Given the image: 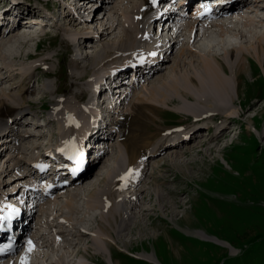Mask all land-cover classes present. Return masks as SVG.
<instances>
[{
	"label": "rangeland",
	"instance_id": "374dc122",
	"mask_svg": "<svg viewBox=\"0 0 264 264\" xmlns=\"http://www.w3.org/2000/svg\"><path fill=\"white\" fill-rule=\"evenodd\" d=\"M105 1L108 5L105 6L103 4L99 6L97 10H94L92 4H100V2L99 0H89L88 3L91 2V5L87 3V11L84 14L83 12L81 13L80 19L82 18V21H75V24L80 22H82V24L80 23L75 27L58 28L57 26L61 24L60 19L57 25L55 20L54 22H48L49 28L47 30L51 35L43 39L36 47L33 43L30 44L29 49H27L28 52L25 49V54L23 53L22 55L23 58L20 56L23 60L11 61L13 66L19 70L21 69L23 72H29L32 65L36 64L39 66L38 72L34 73L35 77L33 76L32 85L35 89L34 96L31 95L27 97L28 104H32L30 108L32 115H27L26 119L23 120L25 123H28V125L24 124V126H26L22 127L24 129H22L20 133L26 131L35 133V135L42 134L43 136L42 138L31 139L28 144L25 143V154H22V158L25 162H29L32 157L39 156L41 153L45 152L48 147L54 146L58 141L57 121L55 122L50 116V111L52 110L55 100L60 98L66 99L72 97L73 94L79 95L83 93L81 102L85 104L89 101V88L87 86L83 88L82 85L91 78L93 58L98 64L104 63L105 60L102 57L103 48L108 45L115 47L112 46V44L120 41L124 36V27L122 26L124 20L122 13H128L132 11L134 7L142 4V0H125L126 2L129 1L128 3L122 2L123 0ZM4 3H6L5 0ZM25 3L28 5L30 4L29 0H26ZM31 4H33L31 12L36 13V10H40L43 15L46 13L43 10L44 8L41 9V6L44 4L45 6L47 5L45 9L50 11L49 13L55 17H61L66 12L63 8V4L57 3L56 0H51V3H45V0H31ZM23 6L25 7V5ZM75 13L77 15L79 13L76 7ZM33 14L28 13L29 17L33 16ZM255 14L261 15L262 19ZM22 15L24 14L22 13ZM253 15L258 17V22L256 26L252 27V30L249 26H246L245 32L249 35V39L245 40L237 36H232L234 33L228 34L226 38H224V35L222 37L219 35L221 37H219L220 39L216 38L215 35H212V38L216 42L225 41L229 43V45L226 44V46H223L225 49L241 45L245 48L252 49V47L255 46L254 42L256 37L264 34V8L261 10L256 8ZM12 16H14V14H12ZM63 20L64 18H62V23ZM72 23H74L73 20ZM51 25L54 26L51 27ZM111 26L112 28L110 29ZM105 28H107L109 32L105 38H101L102 40L99 42L91 40L92 43H85L80 49H77L74 46L75 44H71L68 41V38L74 40L82 30H84V32L86 31V33L90 35V38L91 36H100V32ZM145 28L151 37L155 38L160 36V40L163 42L168 36L170 37L171 35L169 34L172 33L171 31L168 33V28L166 26L162 27L161 34V28L157 25ZM253 28L256 31L252 32ZM186 36L185 34L184 37ZM247 41H250V43ZM188 44L189 39H183V41L173 48L172 52L165 54L163 58L168 60L164 61V67H162L159 72L153 74L147 81L143 82L142 80H137L134 76V80L135 78L136 80L133 81V84L137 81V86H126V88L122 89L126 90L130 88V90L133 91L131 96L127 97L126 101L123 102L121 106L117 105L119 108H116V104L115 106L113 105L114 108L111 111H127L129 105L131 103L133 104V101L141 94V91L149 93L148 88L156 85L159 87L165 80L167 83L170 81L175 83L176 79H178V85L181 83L182 86L183 84L180 91H186L184 90L186 87V83H184L186 82V75L191 77L195 73L200 72L199 70H202L199 66V57L195 53H187L183 55L181 59L179 58L182 52L181 50H183V47H187ZM117 45L118 47L120 46L119 43ZM138 45L144 48L147 46V40L139 42ZM198 46L197 44L192 45V48H199ZM199 50L195 51L199 52ZM77 51H79L78 54L80 55L75 57ZM111 51L113 50L111 49ZM30 52L31 56L27 57L26 54ZM86 55H88L89 58L83 62L81 61L79 64L80 68L87 69L85 72V79L79 81L76 76L77 70L72 67L71 62L73 63L74 60ZM212 55H223L222 59L228 67L234 64V61L231 60L229 55L224 54L219 48H217ZM116 57H118V55H116ZM33 58L34 60L29 61V59ZM249 60L250 64L247 62L245 71L242 72L240 78L238 95L235 96V93H232L234 97L233 105L239 110L241 116L240 118L237 116L232 117L233 124L229 126L232 127L231 134L228 136V133H226L227 137H223L224 139L221 138V140H219V138L218 141L214 140L213 135L215 134V128L213 126H219L221 123H227L226 125H228L226 118H224L227 112L224 107L218 102L211 104L210 109L206 107L204 109H201L203 107L195 108L197 105L199 106V104H194L190 107L198 109V112L192 110L191 114H187L185 112L186 109H183L185 104H182L181 99L175 98L174 94L166 93V90L161 89L162 93H166L171 99L170 102L167 101V106L166 104L162 106V119L160 121L162 126L169 128L184 127V129H188L190 126L195 127L194 119L200 118L202 115L201 112L203 111L206 112L205 114H213L202 120V122H205L204 124L206 127L209 125L213 127L208 131L209 135L204 133L205 131L200 134L198 133L203 136H198L195 139L196 141L194 140L182 148L171 145L170 150H173L167 151L166 154L162 156L159 155V157H154L155 161L159 160L158 164L153 165L155 161L149 163V170L151 171H148V175L151 176L149 178L147 177V181L142 185V187L145 186L144 189H146V193L141 196L144 198L143 200L140 197L142 200L141 206H139L136 211L134 210V216H138L137 224L132 230V234L125 235L123 233L124 237L121 236L120 238L115 236L116 242L112 244L111 253L109 250H105L104 255L100 256L98 255L99 252H95L91 248H87L88 252H86L84 247L89 242L91 243V238L87 236L80 238L76 246H66L62 242L60 244L62 248L60 247L59 249H63V252L67 255H75L77 251H80L84 256L85 254L88 255L87 257L90 259L88 262L89 264H264V67L263 64L259 63L256 58L252 56L249 57ZM2 64L3 63L0 61V66ZM3 74L4 72L0 73V75ZM183 77H185V80H183ZM125 78L127 79L128 77ZM15 80L18 81V85L14 83L15 81L6 82L0 85V91L8 94L12 84H14L15 88L10 93H19L20 88H24L25 86L19 82V78ZM16 88H19V90ZM55 90H57V92L51 95L50 92ZM210 92L212 91L210 90ZM190 101H192V99ZM116 102L117 100L115 97L113 98V103ZM192 102H195V100ZM188 105L190 104L188 103ZM229 106H232V104L229 103ZM104 107L105 106H102V111H104ZM180 109L182 111L184 110L185 113ZM222 109L225 110V113L222 112ZM194 113L198 114V116H195ZM105 115H107V119L111 121L117 119L116 116H118L112 112H106ZM211 117L215 118V120ZM192 118L193 122L191 120ZM32 119H34V121ZM48 120H53V122L46 126L45 124ZM37 125L41 126L35 129ZM206 127H203L202 123L199 128L205 129ZM113 134L116 135V133L113 132L109 135L108 139L111 138ZM8 136L9 135L6 134L5 138H9ZM116 136H113V138L107 141L105 148H102V150H105V153L100 156L98 161L94 158L95 151L92 148V151L89 152L88 162L91 165L89 168L93 170L86 173V176L82 179L93 177L92 184L96 183L95 188L103 186L104 179L101 181L102 178L107 176L108 170L112 169L113 164L120 157L119 149L115 147L118 144V136ZM222 139L226 142L229 139L228 143L233 139L234 142H231L223 148L222 144L224 143L220 142ZM99 141L101 142V138H99ZM36 146L40 149L33 150ZM210 148L213 149L212 152H207ZM3 149L4 148H0V152ZM175 151L178 154L180 153V158H177V160L187 165L191 164L188 173L183 169H175L172 165L170 159ZM10 155L11 154H7V152L5 153L3 151L0 157V183H6L4 185L5 187H2L1 184L0 188H2L4 192H10L13 188L20 187V182H28L37 185L33 182L34 179L30 177V167L26 163L23 164L24 166L21 164L18 171H14L8 176L1 173L8 165L7 159ZM151 165L153 166L151 167ZM99 173L100 176L98 175ZM19 174L23 175L21 177L22 179L13 180L16 179L15 177ZM36 187L40 188L41 185H37ZM155 187H157L159 194H163L162 196L164 197L163 204L160 202L157 207L158 199L153 194V188ZM74 188L76 187H67L63 193H57L59 196L55 197L56 199L54 200L57 204H51L50 207L45 206L39 212L37 209L36 212L43 218L46 213L49 215L48 217H53L54 215L57 218H59L60 215L72 216L76 220L74 223L78 225V227H81L82 224H77V220H81L84 217V219L89 220L88 231L90 229L96 230L97 220H95L93 216L98 215V209L92 208L90 202L87 208L84 201L86 193L85 195L82 194L75 198L79 206L77 203H74V205L78 206L76 207V211L79 213L71 212L67 209L65 210V197L68 196L69 192H75ZM92 188L91 186L84 192L89 191L90 193V189ZM164 205H166L165 208L160 207ZM141 208H150V210L145 215H140ZM101 219L100 217V221ZM53 220L58 224L57 226L55 225V227H57L55 230H57L61 225V220L57 219V221L54 218ZM33 226L30 225L29 227L30 237L33 236ZM84 226L86 225L84 224ZM21 227H23L22 232H24L25 227L28 226L24 223ZM42 227H44V223L41 224L40 228ZM197 233H201L204 237L206 236L207 238L205 239L207 240H201ZM26 236H28V234H23L22 238ZM212 239H214V241ZM123 241L127 243L129 250L122 244ZM24 243V241L19 242V249H23ZM69 248L71 250H69ZM45 251L46 250H44V252ZM57 251H46V255L41 251L45 256L44 259H46L44 262L40 260L37 254L31 255L28 259L30 261L27 260V262L28 264L31 262L33 264H40L39 261H41V264H48V262L49 264H55L53 262L54 259L58 258L60 260L61 257L60 251ZM20 252L21 250L19 253ZM142 256L151 257L153 259L152 261H155V263L142 259ZM2 261V264L6 263L5 259ZM14 264L19 263L14 261Z\"/></svg>",
	"mask_w": 264,
	"mask_h": 264
},
{
	"label": "bare ground",
	"instance_id": "6f19581e",
	"mask_svg": "<svg viewBox=\"0 0 264 264\" xmlns=\"http://www.w3.org/2000/svg\"><path fill=\"white\" fill-rule=\"evenodd\" d=\"M19 1L22 2V4H18L15 6V8L18 10V14L14 15L15 17L14 20H16L15 25H13V27H10L9 29L4 26L0 27V59H2L0 61L3 63L0 66V73L4 72L3 75H0V85L12 81L13 82L15 81L14 83L17 84L18 81L15 79L19 78L20 80L19 82H21L22 85L24 84L25 86L24 88H20V90L19 88H16L19 90V93L17 94L10 93L15 88L14 84H12L11 90L8 94L0 91V143H1L0 148H4L0 152V157L3 154V151L5 153L7 152V154L8 153L11 154L7 159L8 165L6 167L4 165L5 168L1 171V173L5 174L6 176H8L14 171H18L19 166L25 163L29 167L30 164H32V168L36 167V170L40 172L39 171L40 162H43V159L46 156L45 153L43 155L41 154V156L32 158L30 159L29 162L27 161L28 163L25 162L24 159L22 158V154H25L24 153L25 143L28 144L30 143L31 139L42 138L43 136L39 134L35 135V133L26 132V131L20 133V131L24 129L22 127L26 126V125L24 126V124L28 125V123H25V121L23 120L26 119L27 115L28 116L32 115V112L30 110L32 104H28L27 97L35 93L34 91L35 89L33 88L32 82L34 79L33 78L34 73H36L39 70V68L34 67L30 72L28 71L23 72L21 71V69L19 70L13 68L11 61L23 60L22 55L25 52V49L27 51V49H29L30 47V44L33 43L32 38H30L24 33H20L21 30L20 27L23 26L22 24L24 23V22L21 23L19 20L20 14L22 13V11L20 10L23 8L22 6L25 5L24 11L28 12L29 14L34 13L33 16L27 18H42L43 14H39L41 13L40 10L39 11L36 10V13L31 12L33 5L31 4V0H29L30 3L29 5L25 3L26 0H19ZM46 1L47 0H45V3L49 2V0L47 2ZM88 1L89 0L77 1L76 10L79 11L78 15L74 17L73 14L68 12V14L63 17L64 18L63 23L61 22V24L58 25L57 27L68 28V27H75L80 23L82 24V22L75 24V21L77 22L82 21V18L80 19L81 13L83 12L84 14L88 9L87 5L88 4L91 5V2L88 3ZM156 1L157 0H142V5L140 4L134 7L133 10L128 13L126 12L122 13L124 20L122 23V26L124 27L123 28L124 36L120 39V41H117L112 44V46L115 47H111L110 45H108L107 47L103 48L104 50L102 57L105 61L102 58L100 59H102L104 63L98 64L94 61L93 58V63L91 65V73H92L91 78H89L87 82L85 83L83 82L84 84L82 85V87L84 88L85 86H87L89 89H91L97 76L110 75L112 70L122 69L123 66L125 65V60L127 58L128 59L137 58L138 55L136 56V54H138L142 50V48L140 46H137L139 48H136L135 44L137 45L139 42L143 41V39H146L149 42V45H147L143 49V51L150 53L149 54L150 56H148L147 63L152 64L153 61L157 62L156 58L159 54L162 53L165 54L166 52H168L169 54L170 52H172L173 48L178 43L183 41V39L188 38L189 44L187 47L185 48L183 47V50H181L182 52L179 58L181 59V57L183 55H186L187 53L190 54L195 53L199 57L198 59L200 60L199 66L201 67L202 70H199L200 72L195 73L191 77L190 76L188 77L186 75V82H184L186 83V87L185 88L183 87L184 90L186 91H180V88L183 86V84L182 86L181 83L180 85H178L179 83L178 79H176L177 84L176 81L175 83H172L171 81L167 83V81L165 80L163 83H161L159 87L158 85L151 88L147 87L149 93L147 92L145 93V91H141V94L133 101V104L131 103L129 105L128 110L126 108L127 111H125L124 109H123L124 111H121L120 113L119 111H115L118 116L117 119L114 120V122H112V129L109 135L114 132L118 136L119 142L115 147L119 149L118 151L120 157L118 160L115 161V163L112 166V169L108 170L107 176H104L105 178L104 177L102 178L101 181H103V179L104 181H103V186L100 187L101 189L95 188L96 183L92 184V180L94 179L93 177H88L83 181L79 179L73 180L70 183H65L61 174L58 175L57 178H55L56 182L53 187L54 189L61 187H66V188L76 187L74 188L75 192H69L68 196L65 197V205H64L65 210L67 209L68 211L70 210L71 212L79 213L78 211H76V207H78L79 204L77 203L76 201L77 199L75 198H77L79 195L82 194L85 195L86 193V197L84 196V201L86 203L87 208L91 204L92 208L98 209L96 210L98 212L99 217L98 215L93 216L94 219L97 220V228H95L96 230L90 229L89 230L90 232L88 231L89 220L84 219V217L81 220L79 219L80 221L77 220V224L78 223L82 224L81 227H78V225L74 223V221L76 220L72 216L68 217L69 215L68 216L60 215L59 220H61L60 222L61 225L57 230L54 231L55 238L52 241L50 242L42 241V239H44L46 235V233L43 232L38 237L35 238V241H38V243L36 242L37 244H35V241L33 243L31 240H28L25 245V247L27 248L36 247L38 248V251L34 252L33 254H28L26 253L27 248H24L20 253L16 254L15 256L13 254L8 256L9 258L6 259L5 264H14V261H16V263L19 264H28L27 260L29 259V257L35 254H37L38 257H40V260L44 262V260L46 261V259H44L45 252L46 251L51 252L52 250L53 251L58 250L57 252L60 251L59 253H61L60 260L58 258L54 259L53 262L55 264H89L88 262L90 259L89 257H87L88 255L85 254L84 256L82 253H80V251L79 252L77 251L75 255L73 254L67 255L63 252V249H59L60 247L62 248V246H60L62 241L65 242V245L69 244V246H74V245L76 246L77 242L80 241V238L87 236L91 238V243L89 242L84 247V250L88 252L87 248H91L95 252L96 251L99 252L98 255L102 256L104 255L105 250L106 251L109 250L111 253L113 246L112 244H115L114 242H116L115 236L120 238L121 236H123V233L125 235H129L132 232V230L135 228L137 224V219H138V216H134V210L136 211L138 207L141 206L140 204L144 199L141 196L144 195V193H146V189H144L145 186L142 187V185L151 176L148 175V171H151L149 170L150 169L149 163L155 161L154 157L157 156L159 157V155H164L165 152L170 149L171 145H175L176 147L182 148L183 146L189 144V141L191 139L193 142L197 138V135H195V133H200L201 130V128H199L200 125H198L196 128H194V126L193 127L190 126L188 129H184L183 127L182 129L179 130V128L164 127L160 124V121L162 119L161 117L162 108H163L162 106H165L167 101L170 102L171 100L166 93H172L174 94L175 98L181 99L182 104H185L183 106V109H186L185 112L187 114H191L192 110L198 112V109H193L192 107H190L191 105L193 106L194 104L195 105L199 104V106L197 105V107L195 108L203 107L201 109H204L206 107L210 109L211 104L218 102L227 111L226 115L224 116L226 120L234 116L240 118L241 115L239 110L233 105L234 97L232 93L234 92L235 96H237L239 93L240 78L242 72L245 71L247 62L248 64H250V60H249L250 56L256 58V60L259 63L263 64L264 67V34L262 36L256 37L254 42L255 46H253L252 49L245 48L242 45L238 47L234 46L233 48L230 49H225L223 46H226V44L229 45V43H226L225 41H220L223 43L216 42L212 38V35H215L216 38H219L220 37L219 35H221V37L224 35V38H226L228 34L234 33L232 36L235 37L237 36L238 38L245 40L249 39V35L246 32H242L240 29H238L237 25H235L236 28H232L231 26L234 25V22L228 24V22L224 21V18H226L225 20H227L229 16L228 14H224L222 12L223 11L222 7L219 8L218 5L211 12L205 14L206 4H199L195 8L196 13L192 11L191 12L192 14L188 15L187 10L184 8L182 4L177 6L175 1H173L172 2V4L174 5L173 9L175 10L169 9L167 12V16L164 18L166 21L171 22V27L167 26V28H168V33H170V31L172 33H170L169 35L171 36L170 37L168 36V38H166L165 41L163 42L160 40V36L157 38H153L149 36L148 31L145 30L146 29L145 27H152L155 21H161L162 18L165 16L163 14V16L160 18L153 17L152 7L153 8L155 7ZM99 2L100 4L99 3L92 4V7L94 6V10H97L98 7L102 6L103 4L105 6L108 5L105 0H99ZM122 2H126V1L123 0ZM248 4L250 5L247 7L244 15L242 16H244V18L246 19L244 20L246 23L244 25L249 26V28L252 30V27L250 26L254 25L255 19H253L249 14H251V12L253 13V11L255 10H252L251 8L252 7L257 8L258 6L259 7L263 6L262 8H264V0H251L249 3H246V5ZM44 6L43 8H45L47 5L45 7ZM248 10L250 13H248ZM12 14L13 13H11L10 16H12ZM211 14H212L211 17H214L215 20H207L208 16ZM242 16H239L237 18L241 19ZM47 17H49L48 21L55 20V23L57 22V18L55 19L53 15H47ZM71 19L74 21V23H72ZM256 22L258 21L256 20ZM24 24H26V22ZM157 25L160 26V24ZM212 27L213 28L216 27V28L213 29ZM111 28L112 26L110 27V29ZM161 31L162 28L160 30V34ZM254 31L256 30L253 28L252 32ZM100 34L101 37L91 36L90 38V35L87 34L86 31L84 32V30H82L81 33H79V35L76 36L75 39L73 40L74 42L73 44H75L74 46L77 49H80L85 45V43H92L91 40L93 41L96 40L95 42H99L102 40L101 38H105L109 34L108 29L107 28L103 29L100 32ZM185 34L187 35L186 37H184ZM250 41L247 42L250 43ZM118 43L120 44L119 47L117 45ZM196 44L197 46L199 45L198 46L199 48L194 47L195 49H193L192 45H196ZM217 48H219V50H222L224 54L229 55L231 60L234 61L233 66L228 67L225 65L226 63L222 59L223 55H220L221 57L217 55H212V53H214L217 50ZM111 49L113 51H111ZM195 50H199V52H196ZM116 55H118V57H116ZM20 56L22 58H20ZM26 56L30 57L31 52L27 53ZM88 58L89 57L86 55L83 57L82 60L80 58V60L78 61L74 60L73 63L71 62L72 67L75 70H77L76 76H77V80L79 81L85 79V72L87 70L86 68H80L79 64L81 61L83 62ZM32 60H34V58L29 59V61ZM166 60L168 59H164V60L160 59L157 62L156 66L153 69H150L149 72L144 74V77L140 79L143 82L147 81L153 74L159 72V70H161V68L164 67L163 64L164 61ZM183 80H185V77H183ZM109 82H110L109 84L113 83V90L116 89L115 93H121V95H123L122 97H120V101H118L119 105L121 104V102L122 103L125 102L126 101L125 99L128 96H130L131 93L133 92L132 90H130V88L129 89L127 88L126 90H122L123 88H126V86H123L124 83H121V80L118 83H115L113 80H109ZM124 85L127 84L125 83ZM130 86L136 87L137 81L134 82V84L132 83V85ZM161 89L166 90V93L163 94ZM210 90L212 92H210ZM56 92L57 90L50 92V94L52 95ZM105 92L106 90L103 91V93ZM110 95L112 96L113 94ZM82 96L83 93L79 95L73 94L72 97L66 99L60 98L58 100H55L53 107L51 106L52 110L50 111V114L55 119L54 121L55 122L57 121V123L59 124L58 135L60 134L59 142L61 141V143L64 142L65 140H74L80 133H83L88 128L89 125L87 122L88 119H90V117L94 119V114L100 113V108L96 110L93 106H91L90 102H86L85 104L82 103L81 102ZM111 96L110 97L108 96L106 100H104L101 104L103 105L105 101L106 102L108 101V99L112 101L113 99ZM116 99H119V96ZM191 99L192 101L195 100V102L190 101ZM188 103L190 105H188ZM229 103L232 104V106H229ZM106 108L107 110H112V106L110 104L107 105ZM182 112H184V110ZM222 112L225 113V110H223ZM205 113L206 112L202 111L201 117L194 119V123L197 122L198 120L199 123H202V120L206 119L205 117L213 115L210 113L209 114H205ZM195 116H198V114H195ZM212 119L215 120V118ZM32 120L34 121V119ZM51 122H53V120H48V122L45 125L47 126ZM226 122H228V125L221 123L222 125L219 124V126H213L215 128L214 130H217L216 132L214 131L215 132V134L213 135L214 140L218 141V139L221 138L226 133V131L229 128V124L231 123L229 121ZM39 126L41 125H37L35 129H37ZM210 128H211L210 126L206 127V129H210ZM231 132L232 131H230L229 133L227 132L228 136L231 134ZM6 134H8L9 135L8 137L11 139L5 138ZM186 137L190 138V140L185 139ZM228 141L227 142L223 140L220 141L224 143L222 144L223 148H225L231 142L232 143L234 142L233 139H231L230 143H228ZM98 144H100V142H98ZM101 144H103V142H101ZM38 148L39 147L36 146L33 148V150H37ZM212 150L213 149L210 148L207 150V152L209 151L212 152ZM46 152L51 153V149L48 147L46 149ZM179 155L180 153L178 154L175 151V153L171 156L170 161L172 162V165L174 166L175 169L178 170L183 169L185 172L188 173L191 164L187 165L184 164L182 161L180 162L179 160H177V158H180ZM158 161H155L153 165L158 164L159 163ZM153 165H151V167ZM92 170H93L92 168H89L86 169V172L88 173L89 171ZM128 170H130L131 173L130 175L127 176L125 175V173ZM57 173H59V171H57ZM100 173L98 174L99 176ZM41 174H44V172H41ZM46 176L49 175L46 174L44 179L48 178ZM85 176L86 173L83 175V177ZM21 177L22 175L19 174L15 177L16 179L13 180H19V178ZM20 183L23 186L26 185V183L23 182ZM1 184L2 183H0V187ZM5 184H2V187H5L4 186ZM46 185L47 184H42V186H46ZM91 186L93 188L90 189V193L89 191L84 192L86 189H88ZM66 188H62L61 190H64ZM33 192L36 201H40L44 199V195L40 193L41 191L40 192L33 191ZM10 194L11 193L2 192L0 194V198L1 199L13 198V197H9ZM153 194L158 199L156 205L157 207L159 206L160 202L161 203L164 202L163 201L164 197L162 196L163 194H159L157 187L153 188ZM26 195H27V191L25 192V196ZM140 197L142 198V200ZM74 203L75 204L77 203L78 206L77 205L75 206ZM52 204L54 205L57 203L53 201ZM80 206L83 207L82 205ZM160 207L165 208L166 205ZM140 210L141 211L139 214L145 215L150 210V208H141ZM67 213L70 214L69 212ZM54 217L56 216L54 215ZM100 217L102 218L101 221H100ZM46 218H48V216H46ZM51 222H55L53 218L48 219V224H50ZM84 224L86 226H84ZM47 228L53 229L55 228V226H47ZM197 234L201 238V240L202 239L207 240L205 239L207 238L206 236L204 237L201 233H197ZM212 240L214 241V239ZM29 241H31V245H29ZM122 244H124L126 249L129 250L127 247V243H124L123 241ZM44 250L46 251L44 252ZM69 250L71 249L69 248ZM41 251L44 254H42ZM145 257L142 256L141 258L148 262L155 263V261H152L153 259L151 257L148 256ZM2 262H0V264H2ZM39 262L41 264V261ZM29 264H33V263L31 262Z\"/></svg>",
	"mask_w": 264,
	"mask_h": 264
},
{
	"label": "snow or ice",
	"instance_id": "6c2138e0",
	"mask_svg": "<svg viewBox=\"0 0 264 264\" xmlns=\"http://www.w3.org/2000/svg\"><path fill=\"white\" fill-rule=\"evenodd\" d=\"M154 54V53H153ZM29 245H31V241H29ZM7 248H9L10 249V246H6ZM5 249H3V248H0V252H2V251H4Z\"/></svg>",
	"mask_w": 264,
	"mask_h": 264
}]
</instances>
